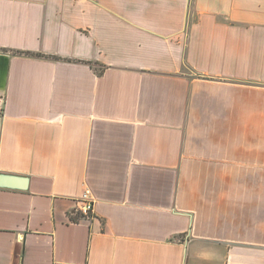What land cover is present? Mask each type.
Wrapping results in <instances>:
<instances>
[{
    "label": "crops",
    "instance_id": "obj_1",
    "mask_svg": "<svg viewBox=\"0 0 264 264\" xmlns=\"http://www.w3.org/2000/svg\"><path fill=\"white\" fill-rule=\"evenodd\" d=\"M0 174V264H264V0H0Z\"/></svg>",
    "mask_w": 264,
    "mask_h": 264
},
{
    "label": "built area",
    "instance_id": "obj_2",
    "mask_svg": "<svg viewBox=\"0 0 264 264\" xmlns=\"http://www.w3.org/2000/svg\"><path fill=\"white\" fill-rule=\"evenodd\" d=\"M79 203L78 212L82 216L91 215L93 211L94 199L89 191H84L77 197Z\"/></svg>",
    "mask_w": 264,
    "mask_h": 264
},
{
    "label": "water",
    "instance_id": "obj_3",
    "mask_svg": "<svg viewBox=\"0 0 264 264\" xmlns=\"http://www.w3.org/2000/svg\"><path fill=\"white\" fill-rule=\"evenodd\" d=\"M26 183H27L26 177H22L18 175H10V174H0V186L25 188Z\"/></svg>",
    "mask_w": 264,
    "mask_h": 264
},
{
    "label": "trees",
    "instance_id": "obj_4",
    "mask_svg": "<svg viewBox=\"0 0 264 264\" xmlns=\"http://www.w3.org/2000/svg\"><path fill=\"white\" fill-rule=\"evenodd\" d=\"M17 53L25 54V55H32L31 53H29V52H24V51H17Z\"/></svg>",
    "mask_w": 264,
    "mask_h": 264
}]
</instances>
